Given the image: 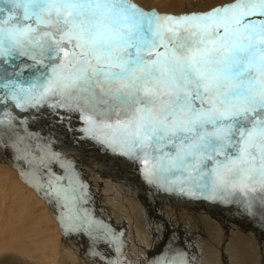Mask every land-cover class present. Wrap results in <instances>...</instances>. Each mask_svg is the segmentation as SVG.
<instances>
[{"label": "snow or ice", "instance_id": "6c2138e0", "mask_svg": "<svg viewBox=\"0 0 264 264\" xmlns=\"http://www.w3.org/2000/svg\"><path fill=\"white\" fill-rule=\"evenodd\" d=\"M9 100L79 112L85 134L154 161L162 186L179 174L182 192L236 203L264 225V0L179 15L133 0H0V105ZM17 120L0 111V154L26 166L66 236L88 239L92 264H123V233L93 216L71 163ZM191 259L166 245L150 264Z\"/></svg>", "mask_w": 264, "mask_h": 264}, {"label": "bare ground", "instance_id": "6f19581e", "mask_svg": "<svg viewBox=\"0 0 264 264\" xmlns=\"http://www.w3.org/2000/svg\"><path fill=\"white\" fill-rule=\"evenodd\" d=\"M133 2L140 4L142 7L145 8V10H151L154 8L156 11L161 12V13L167 12V13L179 15V14L184 13L185 11H205V10H208L212 6L226 2V0H133ZM193 5H195V7H193ZM70 118H72V115ZM54 120L56 119L54 118ZM40 123L41 121L39 122V124ZM60 135L62 136V134ZM84 144L86 143L84 142ZM74 145L75 144H73V146ZM83 148H84V145H83ZM93 148L95 150H93ZM93 148H91L93 152H91L90 149L89 151H87L88 149L87 150L82 149V150H79V152L75 149V153L77 154L79 153V155L70 156L67 161L72 163L73 162L72 160H75V159L78 160L75 166H73L72 164L71 166L75 170V172L79 175V178L81 179V181H83L85 184H89L86 187V190L88 192V203L85 205V207H87L89 211L93 214V216L96 217L97 211L100 210L99 208L100 203H98L99 200H97L96 198L90 195H96V196L99 195V198L103 201V209L105 210V212L107 211L108 213V215H104V214H102L103 216L100 215L101 220L104 221L106 224L110 225L118 233H123V235L121 236L123 247L121 249V254L119 256V259L123 262V264H147V261L149 263L151 261L149 260V258L147 257L145 253V252H148V254H150L149 248L146 247V245H143L145 242L144 235H143L144 229L142 230L141 228L140 229L136 228L135 226L136 222L134 221L135 220L134 215H133V212L130 211L131 209L130 207L128 209L122 210L121 207L119 206L120 203L116 202V200H118L119 198L117 196L115 197L114 195L116 194V191H117V195H120V192L116 189V187H114L113 183L117 179L120 180V182L123 181L119 183L121 185L120 187L123 188V190H125V187L127 189V186L131 187L130 189L135 188V192L137 193L139 197L138 203H139V206L141 207L140 211L142 213L141 214L142 217L144 218V213L146 214V220H145L146 223L148 222V217H149L148 213L146 212L148 210V207H149V210L151 211L150 213L154 214L156 217L158 228L160 229L161 232H163V238L162 237L160 238V241L163 240V243L159 244L158 235H156V238L153 237L152 246L150 248H152L153 250L154 257L167 245L171 248H179V249H182L184 252H186L188 257L192 258L191 264H208V257H206L208 254L202 253L199 256L198 248L196 251H194V249L193 251H190V247L187 245H186L187 248H185L184 247L185 245H183V242L179 240L181 239V236L178 235V233L180 232L177 233L176 231V229H178L181 232L187 229L191 231L192 229L191 222L192 221L198 222L194 218L196 214L194 215L193 212H195V210L190 208L191 206L189 207V205H193V207L195 206L194 209L197 208L195 203L190 200V197H192V195L186 194L187 191L182 192L180 190L178 182H176L177 180H182V179H179L180 177L178 178V176H176L173 180L169 181V184L171 185V187H168L166 185L162 186L159 182L155 181L153 177H150V175L154 173L155 171L154 161L148 160L147 163H144L143 159L133 160L128 157V159L126 160V163L129 168L127 169L136 170V168H139V167H141L139 171L142 168L144 169L142 170V174L140 175V177L144 178V180L142 181L141 179H134V181L130 183V181L127 178V176H129L130 173H127L128 171L123 168L118 170L119 167L116 166V164H119L120 166L123 165L124 167H126V165L121 164V162L117 159V157L123 158V155L120 149L116 148L115 150H113V148L109 146L108 148L107 147H96V146ZM62 149L64 148H61V150ZM53 152H54V149H53ZM62 154H65V153H62ZM94 154H95V158H93ZM88 161H91V162L93 161L96 163L90 164L91 166L90 168H87L86 166L84 167L82 164H80L81 162L84 164H87ZM147 164H149V167L150 165H153V168L151 169L150 174L144 168V166ZM14 166L18 168L20 172V176L22 177L24 182L20 179L18 175V171L14 168ZM85 168H87L88 170H85ZM89 169H92V170L94 169L96 173L95 171L94 173H92L91 171H89ZM98 170L100 173H98ZM99 174L102 177L101 181L105 182L104 184L105 187H108L113 191L112 197L115 198L114 200L115 202L113 200L111 201V204L114 207V208H111V210L107 208L109 206H105V204L107 203V199H105V197L107 196V192H108L106 190L107 188L103 187L102 188L103 190H102L99 186H94V184H92L91 182V181H95L93 177L95 178L100 177ZM122 177H124V179ZM148 181H152V184L151 182L149 183ZM25 182H26L25 178L21 175V166L19 164L14 163L10 159L8 160L6 156H3L0 154V264H92V260L87 254V251L89 248L88 239L85 237L86 239L85 244L80 243V241L79 243H76V241L74 242L70 240L65 235L61 222L58 219V215H59L58 210L52 204H50L48 200L44 196H42L40 192L36 190L35 187H33L30 183L26 182L28 184L27 185L25 184ZM167 191L170 193L169 195L166 194ZM213 202L215 203V205H217L216 207L218 210L219 208L222 207L219 205L220 203L219 200H213ZM228 203L229 204H227V209L225 211L223 210L224 212H221L222 210L221 211L219 210L220 212L218 213V215H216L217 213H214V216H217L219 219V217H221L222 214L224 213L223 214L224 218H222L224 219V221H220L218 222V224H221V222L225 224L226 222H229L232 220L235 221L233 226L231 225L232 223L230 224L231 226H228V225L226 226V227H229L230 230H232L231 231L232 236L230 237V234L228 235V239H231L232 243H228V246H233L234 247L233 251L235 252V255L233 256L235 261H232L231 259V264H241L243 259L240 260L241 258L240 253H242V255L243 253L244 254L247 253V245L250 244L248 243V240L246 238L244 239L241 236L243 229L246 230L244 228L245 226L243 225L244 222L245 224L247 223L252 228V231L249 233L254 238L256 237L257 239L255 240L258 241L256 244L257 246L256 249L258 250V253L257 251H255L257 255H254L252 253V256L254 255L256 256V258L263 260L264 256L262 253L263 251L262 247L264 248V225H262L260 222L250 217L244 211V209L238 204L230 203V202ZM234 207L238 209V212L235 211ZM169 208H171L173 213L176 212L178 214L177 217L176 216L173 217V219L175 218L174 220L175 224L171 220L172 212L170 211ZM203 209L206 210L205 208ZM125 212H127L128 214ZM121 218H124V221L127 224L123 222ZM118 220L121 221L120 222L121 225L117 224ZM213 222H215V220H213ZM115 224H116V227H115ZM126 225L128 227L127 229H129L127 231H126ZM198 226L204 229V227L199 222L195 230L198 229ZM214 227L216 228L215 225ZM207 230H209V228ZM210 233H212V237H210L209 240L212 241V245L214 247L215 243L219 244L215 241H218V239H220L221 241L223 237L222 235L223 232L221 231V233H218V231H216V233H214V231H210ZM141 234L143 236H141ZM146 236H147V232H146ZM80 237L83 238V235H80ZM175 238L177 239V241ZM248 239H250V237H248ZM83 240L81 239V241ZM250 241H252V239H250ZM250 245H248V247H250ZM220 246L222 247V243ZM145 247H146V251L144 250ZM224 247L226 246L224 245ZM104 250L107 251L108 250L107 247H105ZM252 250H254V248H252ZM200 251H204V249H200ZM228 253H230V251H228ZM115 255L116 254L113 252L114 257ZM249 255L250 254L248 253L247 257H249ZM249 262L256 264V260H247L246 263L245 262L244 263L248 264ZM216 263L224 264L222 263V257L216 256ZM257 264H262V263L261 261L260 262L258 261Z\"/></svg>", "mask_w": 264, "mask_h": 264}, {"label": "rangeland", "instance_id": "374dc122", "mask_svg": "<svg viewBox=\"0 0 264 264\" xmlns=\"http://www.w3.org/2000/svg\"><path fill=\"white\" fill-rule=\"evenodd\" d=\"M23 60L24 63H27V64H31L32 61H29L27 60V58H21ZM19 63V62H17ZM5 68L8 69L9 72H12V71H15V69H12L10 68L8 65H5L4 66ZM31 78V73L28 71V70H25L24 71V74H23V77L22 79L25 80V82H27L28 79ZM25 86H27V83H25ZM14 106V107H13ZM2 107V108H1ZM5 107L8 108V110L15 116L18 117V120L16 121V124H17V128H18V131H20V133L23 135V134H26V133H29V134H32V136L35 138L34 139V142H37V143H40V144H47L49 149L53 152V149H54V152L56 151V153L65 161H67L69 159L70 156H77L79 155V153H75V149L79 152V150H82V149H85L87 151H90L93 152V150H95L93 147H107L108 148V144L106 142H103L101 141L100 139H93L91 137V135H88V134H85L84 132L81 131L82 128L85 127V124H84V121L81 119V114L79 112H73V113H69V112H65L63 110H60L59 111V114H57L56 111H54L51 107L49 106H38L36 108H29L27 111H22L21 109H18L15 107V103L11 100H9L7 102L6 105H1L0 106V111H2ZM21 112V113H20ZM76 113V114H75ZM22 114V115H21ZM72 115V118H70ZM28 117V118H27ZM33 120H32V119ZM35 118V119H34ZM39 118V120H38ZM53 118V119H52ZM54 118L56 120H54ZM30 119V120H29ZM51 119V120H50ZM58 119V120H57ZM60 119V120H59ZM69 119V120H68ZM67 120V121H65ZM27 121V122H26ZM41 121V123L39 124V122ZM66 123H65V122ZM49 122V124H48ZM53 122V123H52ZM56 122V123H55ZM64 123V124H63ZM63 126H62V125ZM67 124V125H66ZM71 125V126H70ZM49 126V127H48ZM70 126V127H69ZM54 127V129H53ZM57 127V128H56ZM61 127V128H60ZM72 127V128H71ZM26 128V130H25ZM50 128V129H49ZM56 128V129H55ZM71 131H70V129ZM24 129V130H23ZM35 129V130H34ZM62 129V130H61ZM67 129V130H66ZM73 129V130H72ZM28 130V131H27ZM58 130V131H57ZM65 130V131H64ZM35 131V133H34ZM38 131V132H37ZM48 131V132H47ZM55 131V132H54ZM76 133H75V132ZM32 132V133H31ZM54 132V133H53ZM57 132V133H56ZM61 132V133H60ZM63 132V133H62ZM65 132V133H64ZM37 133V134H36ZM73 133V134H72ZM60 134H62V137ZM76 134V135H75ZM60 135V136H59ZM78 135V136H77ZM73 136V137H71ZM75 136V137H74ZM69 137V138H68ZM58 138V139H57ZM67 138V139H66ZM39 140V141H38ZM73 142H71V141ZM58 141V143H57ZM82 141V142H81ZM56 142V143H55ZM80 142V144H79ZM84 142L86 144H84ZM72 144V145H71ZM73 144H75L73 146ZM82 145V146H81ZM83 145H84V148H83ZM71 146V147H70ZM86 146V147H85ZM91 146V147H90ZM54 147V148H53ZM75 147V148H74ZM57 148V149H56ZM61 148H64L61 150ZM72 148V149H71ZM74 148V149H73ZM79 148V149H78ZM93 148V150L91 149ZM119 149V148H118ZM59 153H58V152ZM121 151V150H120ZM119 151V152H120ZM122 152V151H121ZM62 153H65V154H62ZM68 153V154H66ZM3 156H6V158L9 160H12V157H11V154L10 153H4V154H1ZM66 155V157H65ZM123 158H119L117 157V159L121 162V164H124L126 165V167H124L123 165H119V164H116V166L119 167L118 170H120L121 168L127 170L128 172L127 173H130L129 176H127L128 180L131 182L134 181V179H141L142 181L144 180V178L140 177V175L142 174V170H144L143 168L139 171V168H136V170H130V169H127L129 168L127 166V163H126V160L128 159L127 156H125L123 153ZM72 158V157H71ZM93 158H95V154L93 155ZM74 159V158H73ZM79 159V158H77ZM14 163L18 164L16 161L12 160ZM73 162L71 163L73 166L76 165V163L78 162V160H72ZM80 162V161H79ZM96 162H91V161H88L87 164H84V163H80L82 164L84 167L86 166L87 168H90V164H94ZM89 165V167H88ZM21 168L22 167H25V170H26V166H23V165H20ZM97 166V165H96ZM99 167V166H98ZM14 168L18 171V175L20 177V179L24 182V180L22 179V177L20 176V172L18 170L17 167L14 166ZM58 166H55L54 170L57 172V173H60L61 172V169L59 168ZM87 168H85V170H88ZM144 168L146 169L147 172H149L150 174V171L151 169L153 168V165H150L149 167V164L145 165ZM100 169V168H99ZM89 171H91L92 173H94V169H89ZM96 173V171H95ZM98 173L99 170H98ZM126 173V174H127ZM100 175V174H99ZM187 175V174H185ZM178 178L179 179H184V177H181L179 174H177ZM150 177H152V175H150ZM124 179V177H122ZM177 178V179H178ZM93 179H95V181H91L92 184H94V186H99L101 189L104 187V188H107L106 190L108 191L107 192V196L105 197V199H107V203L105 204V206H111V201L115 200V198L112 197L113 195V191L108 188V187H105V182L104 181H101L102 177L100 175V177H93ZM81 180V179H80ZM100 181V182H99ZM180 180H177L176 182H178ZM83 182V181H82ZM123 182V181H121ZM120 180H116L113 184H114V187H116V189L120 192V195H117V191H116V194L114 195L115 197L117 196L119 199L116 200L117 203H120L119 206L121 207V209H128L129 207L131 208L130 211L133 212V215H134V221L136 222L135 223V226L137 229H144V244L143 245H146V247L149 248V253L151 254H148V252H145L147 257L149 258V260L151 261L153 258H154V254H153V250L152 248H150L152 246V241H153V237L156 238V235H158V242L159 244H162L163 243V240L160 241V238L162 237L163 238V232L160 231V229L158 228V224H157V220H156V217L154 214L150 213L151 211L149 210V207H148V210L146 211L149 215L148 217V222L146 223L145 220H146V214L144 213V218L142 217V213L140 211V206H139V197L137 195V193L135 192V188H132L130 189L131 187H128L127 186V189L125 187V190H123V188H121L120 184L121 183ZM149 183L151 182L152 184V181H148ZM84 183V182H83ZM25 184H27L25 182ZM85 184V183H84ZM118 184V185H117ZM28 185V184H27ZM86 187L89 185V184H85ZM167 186V185H166ZM103 190V189H102ZM105 190V191H106ZM37 193V192H36ZM88 193V192H87ZM167 195H169L170 193L167 191L166 192ZM188 194V193H186ZM90 195V194H89ZM90 196H93L94 198H96L97 200H99L98 203L99 204V208L100 210L97 211L96 213V217H98V219L101 220V216L102 214L104 215H108L107 211L105 212V210L103 209V201L99 198V195H90ZM121 197V198H120ZM197 197V198H196ZM124 198V199H123ZM121 199V200H120ZM136 199V200H135ZM101 200V201H100ZM190 200L193 201L196 205L197 208L194 209L193 205H189L190 208H192L193 210H195L194 215H195V219L198 221V222H190L192 223L191 224V231L189 229L187 230H183V232L179 231L178 229H176L177 233L179 236H181V239H179L181 242H183V245H185L184 247L187 248V246L190 247V251H196L197 248L199 250V256L202 254V253H206L208 254L206 257H208V264H218L216 263V256L217 257H222V263L224 264H231V259L232 261H235L234 259V255H235V252L233 251V246H228V243H232L231 239H228V235L230 234V237L232 236L231 235V231L229 227H226L227 225L228 226H233L234 222L235 221H229V222H226L225 224L223 222H221V224H218V222L220 221H224V213L222 214L221 217H218L217 216H214V213H217L216 215H218V213L221 211V212H224L226 209H227V204H229L228 202H225V201H220L219 205L222 206L221 208H219V210L217 209V205H215V203L213 202V200H209V199H205L203 197H201L200 195H196V196H193L190 197ZM115 202V201H114ZM124 202V203H123ZM203 202V203H202ZM207 202V203H206ZM211 202V203H210ZM134 205H133V204ZM137 203V204H136ZM213 203V204H212ZM231 203V202H230ZM201 204V205H200ZM204 204V205H203ZM222 204V205H221ZM226 204V205H225ZM136 205V206H135ZM225 205V206H224ZM128 206V207H127ZM139 206V207H138ZM202 206V207H201ZM219 206V207H220ZM107 207L109 210H111V208H114L113 205L109 208ZM200 208V209H199ZM203 208H205L206 210H204ZM225 208V209H224ZM235 208V211L238 212V209L236 207ZM139 209V210H138ZM170 211L172 212V218L171 220L173 221V223L175 224V218L173 219V217H177L178 214L176 215L175 213H173V211L171 210V208H169ZM96 210V209H95ZM204 210V211H203ZM214 210V211H213ZM218 210V211H217ZM224 210V211H223ZM103 211V212H102ZM121 211V210H120ZM138 211V212H137ZM210 211V212H209ZM200 212V213H199ZM208 212V213H207ZM212 212V213H211ZM100 213V214H98ZM127 213V212H125ZM198 213V214H197ZM203 213V214H202ZM205 213V214H204ZM128 214V213H127ZM138 215V216H137ZM198 215V216H197ZM203 215V216H202ZM209 215V217H208ZM213 215V216H212ZM103 216V215H102ZM198 218H197V217ZM205 216V217H204ZM211 216V217H210ZM100 217V218H99ZM203 217V218H202ZM217 217V218H216ZM140 218V219H139ZM151 218V219H150ZM205 218V220H204ZM200 219V221H199ZM215 220V222H213V220ZM221 219V220H220ZM121 220L123 222L124 221V218H121ZM138 220V221H137ZM119 221V223H118ZM117 221V224L119 225L120 224V220ZM204 221V222H203ZM154 222V223H153ZM200 224L204 227L201 228L200 226H198V229H196V226ZM202 222V223H201ZM209 222V223H208ZM217 222V223H216ZM126 223V222H125ZM194 223V224H193ZM212 223V224H211ZM215 223V224H214ZM232 223V224H231ZM127 224V223H126ZM145 224V225H144ZM208 224V226H207ZM216 226V228L214 227V225ZM231 224V225H230ZM121 225V224H120ZM144 225V226H143ZM155 225V226H154ZM245 227L246 230L243 229V233L241 234V236L245 239L248 240V245H250V247H248L247 245V253H240V260H242L241 264H245L247 260H256V264L258 263V261L262 264H264V257H263V260L262 259H259V258H256V256L254 255H257L258 253V250L256 249V244L258 241H256L255 239H257L256 237L254 238L249 232L252 231V228L245 222L243 224ZM181 226V225H180ZM218 226V227H217ZM221 226V227H220ZM249 226V227H248ZM115 227H116V224H115ZM114 227V228H115ZM127 225H126V231L129 230L127 229ZM188 228V227H187ZM209 228V230H207ZM219 228V229H217ZM61 229V228H60ZM146 229V230H145ZM62 230V229H61ZM125 231V232H126ZM147 232V236H146V232ZM149 231V232H148ZM196 231V232H195ZM199 231V232H198ZM210 231H214V233H216V231H218V233H221V231L223 232V237L220 241V239H218V241H215L219 244H216L215 242V245L213 247L212 245V241H210V237H212V233H210ZM204 232V233H203ZM230 232V233H229ZM202 233V234H201ZM207 233V234H206ZM185 234V235H184ZM73 237H72V236ZM141 234V236H143ZM206 235V236H205ZM175 236V235H174ZM196 236V237H195ZM70 240L72 241H76V243H83L85 244V236L80 237V235H75V234H70L67 236ZM148 237V238H147ZM248 237H250V239H252V241H250V239H248ZM78 238V239H77ZM196 238V240H195ZM201 238V239H200ZM77 239V240H76ZM80 239V240H79ZM81 239L83 241H81ZM176 239V238H175ZM184 239V240H183ZM202 240V241H200ZM78 241V242H77ZM177 241V239H176ZM256 241V242H255ZM148 242V243H147ZM203 242V243H201ZM222 243V247L220 246L221 243ZM227 242V244H226ZM209 244V245H208ZM150 245V246H149ZM187 245V246H186ZM207 245V246H206ZM224 245L226 247H224ZM212 246V247H210ZM240 246V245H239ZM146 247H145V251H146ZM218 248V249H217ZM229 248V249H227ZM252 248H254V250H252ZM200 249H204V251H200ZM223 249V251H222ZM152 250V251H151ZM249 250V251H248ZM262 250L264 251V248L262 247ZM216 251V252H215ZM228 251H230V253H228ZM254 251V252H253ZM257 251V253L255 252ZM262 251L263 253V256H264V252ZM219 254H218V253ZM248 253L250 254L249 257H247ZM252 253L254 254L252 256ZM218 254V255H217ZM228 256V257H227ZM230 256V257H229ZM239 257V256H238ZM229 258V259H227ZM255 258V259H254ZM246 260V261H245ZM245 262V263H244ZM147 264H150L148 261H147ZM248 264H254V263H248Z\"/></svg>", "mask_w": 264, "mask_h": 264}]
</instances>
